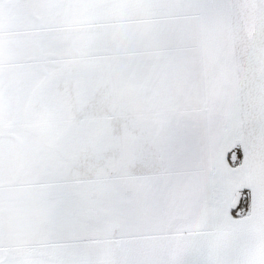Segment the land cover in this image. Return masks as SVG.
I'll list each match as a JSON object with an SVG mask.
<instances>
[{"label": "snow or ice", "instance_id": "6c2138e0", "mask_svg": "<svg viewBox=\"0 0 264 264\" xmlns=\"http://www.w3.org/2000/svg\"><path fill=\"white\" fill-rule=\"evenodd\" d=\"M0 264H264V0H0Z\"/></svg>", "mask_w": 264, "mask_h": 264}]
</instances>
